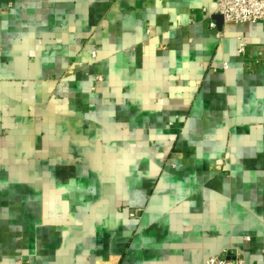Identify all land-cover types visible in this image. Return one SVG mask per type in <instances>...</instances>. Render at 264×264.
<instances>
[{
  "label": "crops",
  "instance_id": "1",
  "mask_svg": "<svg viewBox=\"0 0 264 264\" xmlns=\"http://www.w3.org/2000/svg\"><path fill=\"white\" fill-rule=\"evenodd\" d=\"M235 251L264 264V22L214 0H0V264Z\"/></svg>",
  "mask_w": 264,
  "mask_h": 264
},
{
  "label": "built area",
  "instance_id": "2",
  "mask_svg": "<svg viewBox=\"0 0 264 264\" xmlns=\"http://www.w3.org/2000/svg\"><path fill=\"white\" fill-rule=\"evenodd\" d=\"M216 3V12L221 14L226 23L241 24L245 22H264V0H214ZM214 26V22H211ZM246 45L240 43L239 52L245 53ZM95 54V52L93 53ZM228 68V64L224 65ZM99 79L100 78L99 76ZM142 208H135L131 212V216L140 218ZM226 255L216 254L209 256L205 264H245L243 254L235 251Z\"/></svg>",
  "mask_w": 264,
  "mask_h": 264
}]
</instances>
